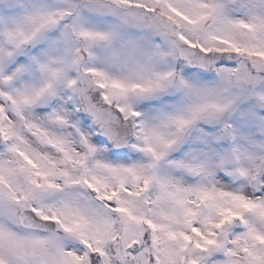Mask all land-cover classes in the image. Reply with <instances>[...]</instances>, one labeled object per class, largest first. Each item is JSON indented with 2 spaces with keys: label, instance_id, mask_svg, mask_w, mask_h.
Instances as JSON below:
<instances>
[{
  "label": "snow or ice",
  "instance_id": "6c2138e0",
  "mask_svg": "<svg viewBox=\"0 0 264 264\" xmlns=\"http://www.w3.org/2000/svg\"><path fill=\"white\" fill-rule=\"evenodd\" d=\"M0 264H264V0H0Z\"/></svg>",
  "mask_w": 264,
  "mask_h": 264
}]
</instances>
